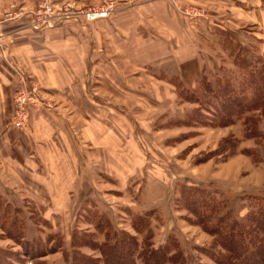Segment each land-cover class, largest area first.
<instances>
[{
    "label": "rangeland",
    "instance_id": "obj_1",
    "mask_svg": "<svg viewBox=\"0 0 264 264\" xmlns=\"http://www.w3.org/2000/svg\"><path fill=\"white\" fill-rule=\"evenodd\" d=\"M233 3L0 0V26L9 24L0 67L17 80L0 116V264H106L110 248L125 264L230 260L182 198L203 189L220 215L239 221L264 203L263 108L222 120L206 89L240 85L250 101L245 81L264 67L263 18L247 23ZM63 24L90 42L78 53L84 63L70 39L71 49L43 40ZM14 28L24 31L13 37L18 50L6 43ZM50 62L76 78L82 113L47 90ZM33 85L40 100L19 126L20 90Z\"/></svg>",
    "mask_w": 264,
    "mask_h": 264
},
{
    "label": "trees",
    "instance_id": "obj_2",
    "mask_svg": "<svg viewBox=\"0 0 264 264\" xmlns=\"http://www.w3.org/2000/svg\"><path fill=\"white\" fill-rule=\"evenodd\" d=\"M249 75L251 79L245 82L248 83L253 94L250 101L246 99V90L240 85L222 82L216 86L207 83L206 89L212 99V105L218 106L215 112L222 120L240 117L245 110L252 111L258 108L264 110V67L256 72L250 71ZM185 191L186 194L182 200L186 209L198 218L199 225H202L206 232L216 237L218 243L229 255V261L217 258L216 262L219 264H264V203L258 210L248 214L247 220L239 221L231 215H220L214 202L204 194L205 190L194 188ZM225 203L226 201L223 200L222 206ZM24 245L28 246L27 243ZM119 248L125 247L119 246ZM35 249L33 246L29 250ZM148 254L154 255V252L148 251L144 257L149 256ZM105 259L106 264H125L126 262L124 256L113 248L107 250Z\"/></svg>",
    "mask_w": 264,
    "mask_h": 264
},
{
    "label": "crops",
    "instance_id": "obj_3",
    "mask_svg": "<svg viewBox=\"0 0 264 264\" xmlns=\"http://www.w3.org/2000/svg\"><path fill=\"white\" fill-rule=\"evenodd\" d=\"M222 1H224V0H222ZM226 1L234 2L231 5V7L233 8L232 10L237 11L239 17H241V18L246 17V19H245L246 22L251 20L250 22L252 24H256L258 22V20L252 19L251 17L257 16V15L258 16L260 15V17L263 18L262 21H264V11H262V9H261V7H262L261 5L263 3L262 0H249V1L243 0V2H245V4H246V7L244 9L241 7L242 5H239L237 3L236 0H226ZM249 2H251V3H249ZM253 6L255 8L250 11L251 7H253ZM257 8L260 9L261 13H259V11L258 12L256 11ZM247 10H249V13L252 11L255 13L253 15H252V13L249 14L247 12ZM0 11H1V9H0ZM241 21H242V23H245L244 20H241ZM241 21H239V24H241ZM250 22H247V23H250ZM75 23H77V22H75ZM6 26L1 25L0 31L2 32V28H4V27L8 28L9 24ZM75 26H78V25H75ZM69 27H73L75 29H78V28L74 27L73 24H67V25L63 24L60 28H58L54 31H49L48 35H53L52 40L48 39V38H43V40L48 42L49 47H51L52 45L54 46V44H57V45L68 46L71 49V47L69 46V45H71L70 42L65 41V39H70L72 42H75L74 49L73 50L71 49L70 53L74 52L75 58L78 59L81 63H84L83 56L82 57L79 56L78 53L80 51L84 50V48L87 46V44L90 45V42H85V43L82 41L79 42L78 41V38H80L79 35L70 36V37L67 36L66 33H69L70 35H72L73 32H76V31H71ZM78 27H81V26L79 25ZM26 31H28V30H26ZM114 31H112V32H114ZM22 32H24V31L19 32L18 28H14V29L10 30L9 34L12 35V36H10L11 40H10L9 44H8V42H6L10 48L15 49V50H18L20 48V45H18V43H15L13 41V37L16 34H19ZM59 33L62 35L57 36V34H59ZM60 40H62V41H60ZM262 40H263V45L261 46L260 50L264 54V35H262ZM57 41H59V42H57ZM34 45H35V41L32 40L31 43L28 42L24 46L26 49V53L28 55L30 54V50L33 49ZM58 50H60V49H58ZM11 59L13 60V57H11ZM12 60H10V64H11ZM73 61H74V59H73ZM67 63L69 64V61ZM70 63H72L71 58H70ZM74 64H77V62L75 63V61H74ZM0 65H2V63H0ZM45 68L50 70V73L52 74V76H51L52 80L50 79L51 83H50V81H49V83H47V85H48L47 90L50 92V94L54 97H57V98L59 97L62 100L63 104L66 107H68L69 110L71 109L72 112H74L75 114L76 113H82V107L79 104L73 103V101L75 100V97H77L76 96V90L78 89V88H75V87H77L76 86V78L74 77L75 79L73 80L71 78V75H69V74L66 75L65 78L62 77V75L60 74L61 68L55 62H50L48 65L45 66ZM56 72H58V75L56 74ZM16 85H17V80L15 79L13 73L10 74V71L8 73V69L6 67H0V116H1L2 112H4V113L9 112V110H10L9 101L11 100L12 94L16 89ZM48 124H50V123H48ZM61 134L64 137V139H63L64 142L66 143V141H67V139L65 138L66 134L65 133H61ZM1 135H2V133L0 132V136Z\"/></svg>",
    "mask_w": 264,
    "mask_h": 264
},
{
    "label": "built area",
    "instance_id": "obj_4",
    "mask_svg": "<svg viewBox=\"0 0 264 264\" xmlns=\"http://www.w3.org/2000/svg\"><path fill=\"white\" fill-rule=\"evenodd\" d=\"M106 15H107V11L101 10V12L98 11V12L90 13L89 17L92 20H95L98 17H104ZM20 91H21L20 93H22V94L18 98V101L21 104H20V110L16 116V123L19 126L22 125L23 118L27 119L26 107L35 101H39L40 97H41L40 93H39L38 86H35V85L31 86L30 88H23ZM45 105L49 106L50 104L45 103Z\"/></svg>",
    "mask_w": 264,
    "mask_h": 264
}]
</instances>
